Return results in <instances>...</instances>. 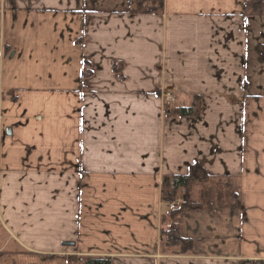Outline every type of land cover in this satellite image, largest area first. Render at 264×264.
I'll return each instance as SVG.
<instances>
[{"label": "crops", "instance_id": "crops-1", "mask_svg": "<svg viewBox=\"0 0 264 264\" xmlns=\"http://www.w3.org/2000/svg\"><path fill=\"white\" fill-rule=\"evenodd\" d=\"M130 2L0 0V264H264V18L245 0ZM195 97L200 117L166 115ZM195 163L227 207L214 185L176 255L163 179Z\"/></svg>", "mask_w": 264, "mask_h": 264}, {"label": "trees", "instance_id": "trees-1", "mask_svg": "<svg viewBox=\"0 0 264 264\" xmlns=\"http://www.w3.org/2000/svg\"><path fill=\"white\" fill-rule=\"evenodd\" d=\"M165 0H131L130 13L132 15L160 16L164 13ZM245 16L247 19L264 18V0H245ZM261 61L264 62V46L258 48ZM118 72V65L115 64ZM89 73L85 70L83 78ZM11 101L16 102L17 97L11 94ZM165 112L168 117L198 118L202 112V99L195 97L188 108H177L169 103L165 105ZM220 189L219 199L222 207H227L224 202L226 185L221 180L212 179L203 166L195 163L190 167L187 176L165 177L163 179V201L172 205V210L162 217L161 239L167 249H178L174 254L188 255L193 251V241L183 239L179 234V223L182 217L190 212L207 211L213 209L209 200V192L213 186ZM195 186H202V193L199 199L193 194ZM226 186V187H225ZM179 196L182 197L181 204H178ZM67 264H112L110 259L91 258L82 259L78 256H71ZM241 264H261L258 262H242Z\"/></svg>", "mask_w": 264, "mask_h": 264}, {"label": "rangeland", "instance_id": "rangeland-1", "mask_svg": "<svg viewBox=\"0 0 264 264\" xmlns=\"http://www.w3.org/2000/svg\"><path fill=\"white\" fill-rule=\"evenodd\" d=\"M164 95H165V96H164L165 102H173V101H174V98L172 97V95L169 94V92H165ZM169 96H171L172 98L169 99ZM199 192H200V191H199ZM181 202H182V197L179 196L178 204H181ZM166 204H167V206H168V208H169V204H168V203H166ZM161 242L164 244V242L162 241V239H161ZM164 246H165V244H164ZM165 248H167V247L165 246Z\"/></svg>", "mask_w": 264, "mask_h": 264}, {"label": "water", "instance_id": "water-1", "mask_svg": "<svg viewBox=\"0 0 264 264\" xmlns=\"http://www.w3.org/2000/svg\"><path fill=\"white\" fill-rule=\"evenodd\" d=\"M8 135L11 136L12 135V131L8 130ZM65 247H75L74 243H65L63 244Z\"/></svg>", "mask_w": 264, "mask_h": 264}, {"label": "built area", "instance_id": "built-area-1", "mask_svg": "<svg viewBox=\"0 0 264 264\" xmlns=\"http://www.w3.org/2000/svg\"><path fill=\"white\" fill-rule=\"evenodd\" d=\"M172 97L171 96H169V99H171Z\"/></svg>", "mask_w": 264, "mask_h": 264}]
</instances>
